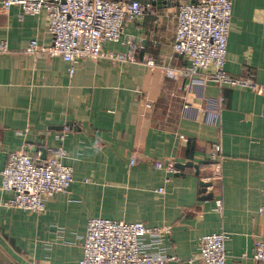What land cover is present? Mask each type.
Instances as JSON below:
<instances>
[{"label": "crops", "instance_id": "0c3cea01", "mask_svg": "<svg viewBox=\"0 0 264 264\" xmlns=\"http://www.w3.org/2000/svg\"><path fill=\"white\" fill-rule=\"evenodd\" d=\"M177 9L145 6L124 22L118 41L103 44L116 56L81 58L70 74L62 57L26 51L32 39L52 44L46 12L0 4V42L9 49L0 52V264H80L81 236L94 216L168 225L157 244L181 258L172 264H201L187 260L203 235L220 231L229 235L227 264H262L252 255L264 239V90L214 82L184 89L187 79L166 71L188 64L172 46ZM225 68L264 86V0H232ZM220 91L219 127L207 121L204 106L205 96ZM218 139L222 177L203 191ZM61 145L63 162L73 167L70 187L40 213L4 205L13 194L1 187L9 154L25 149L46 158ZM168 159L193 165L175 172L156 166Z\"/></svg>", "mask_w": 264, "mask_h": 264}, {"label": "built area", "instance_id": "2783aa9c", "mask_svg": "<svg viewBox=\"0 0 264 264\" xmlns=\"http://www.w3.org/2000/svg\"><path fill=\"white\" fill-rule=\"evenodd\" d=\"M4 8L18 5L22 14L39 15L43 11L48 17V30L52 44L39 46L32 39L26 48L29 53L39 50L52 56H60L70 63L69 72L73 74L75 64L85 57L116 56L106 52L103 44L118 41L124 29V22L138 18L145 6L141 0H0ZM232 0H185L178 3L173 50L185 55L188 64L176 69L166 68L173 76L187 79L184 89L199 90L208 82H214L219 89L223 86H244L263 91L251 76H233L225 68L227 59L228 35L231 28ZM5 40L0 42V52L8 51ZM133 59L131 53L123 54ZM147 64L153 67L154 60L149 57ZM225 96H205L204 112L207 121L220 127ZM188 103L184 109H189ZM68 126L64 129L68 130ZM64 147L41 158L25 149L9 154L2 170V189L13 192L4 205L36 212H43L46 201L57 192L66 191L74 180L73 167L63 162ZM211 155L215 158L210 175L202 177L212 181L222 177L223 147L221 139L213 142ZM135 163L131 158L130 164ZM156 166L175 172L177 168L172 159L157 161ZM158 191H164L159 187ZM264 196V191H263ZM264 214V204L259 207ZM171 232L168 225L151 226L144 221H125L103 216L90 217L82 238L83 255L80 264H172L181 258L175 253H167L158 242ZM151 236L152 241H144ZM226 231L208 233L202 236L199 251L187 260L198 259L201 264H227ZM252 258L264 264V239L256 240Z\"/></svg>", "mask_w": 264, "mask_h": 264}, {"label": "water", "instance_id": "95a60500", "mask_svg": "<svg viewBox=\"0 0 264 264\" xmlns=\"http://www.w3.org/2000/svg\"><path fill=\"white\" fill-rule=\"evenodd\" d=\"M141 1L143 3H146V1H149L150 3L156 4L157 6H162L165 3H167L168 5H173V4H178L180 2V0H141ZM186 165L192 166L193 163L192 161H188L185 163H181V162L176 163L177 168H180V169H183ZM195 167L199 170L198 165H195ZM200 184L202 186V190L205 191L207 186L212 185V181L201 180ZM204 196H206V194Z\"/></svg>", "mask_w": 264, "mask_h": 264}]
</instances>
